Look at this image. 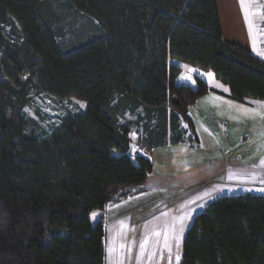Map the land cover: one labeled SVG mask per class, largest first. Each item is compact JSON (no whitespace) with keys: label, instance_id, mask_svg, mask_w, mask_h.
Wrapping results in <instances>:
<instances>
[{"label":"trees","instance_id":"1","mask_svg":"<svg viewBox=\"0 0 264 264\" xmlns=\"http://www.w3.org/2000/svg\"><path fill=\"white\" fill-rule=\"evenodd\" d=\"M209 91L264 104V61L223 40L216 0H0V264H106V209L144 190L153 148L200 144ZM41 93L85 107L44 131L24 111ZM177 264H264V196L209 202Z\"/></svg>","mask_w":264,"mask_h":264},{"label":"crops","instance_id":"2","mask_svg":"<svg viewBox=\"0 0 264 264\" xmlns=\"http://www.w3.org/2000/svg\"><path fill=\"white\" fill-rule=\"evenodd\" d=\"M216 8L223 40L247 49L264 61V39L252 0H245V8L249 12L247 22L240 0H216ZM171 62L181 68L176 82L194 87L187 64ZM188 113L200 144L191 147L179 142L153 148V168L145 180L146 191L106 209L107 231L110 233L118 227L124 230V249L127 252L130 249L132 258L135 254L136 258L140 255V245L145 240L142 258L145 256L146 259L148 252H153L154 256L167 252L166 230L167 243L171 248L169 252L176 250L175 254L181 257L183 237L193 216L209 202L226 195L264 196V191H260L264 188L261 182L264 181V165L261 164V159H264L263 102L249 100L247 104L241 103L209 91L188 108ZM159 204L168 211L158 208L145 213L149 207ZM95 213L98 216L93 219ZM100 215V210L90 214L92 224L99 220ZM135 216L140 218L141 224L147 220L150 226L145 229L144 225L137 227ZM179 217H184L183 231L174 233L171 225ZM177 235L182 237L181 242L173 245L170 238ZM115 257L118 264H122L126 255L123 257L119 252ZM108 259L106 264H109Z\"/></svg>","mask_w":264,"mask_h":264},{"label":"rangeland","instance_id":"3","mask_svg":"<svg viewBox=\"0 0 264 264\" xmlns=\"http://www.w3.org/2000/svg\"><path fill=\"white\" fill-rule=\"evenodd\" d=\"M260 25V29L262 31V35H263V28ZM81 104H83V107H81ZM85 107V103L77 98H69V99H57L53 96L41 93V94H33L29 100V105L27 107H25L24 111L27 117L32 118L34 120V122L36 123V126L39 127L40 129L47 131L53 124L57 123V121L59 120V118L66 112V111H75L78 108H82L84 109ZM121 120L122 121H132L134 122L136 120V116L134 114H130L129 112H124L121 115ZM131 138L134 141L136 139V131L135 129H132L131 132ZM137 147L135 144L131 145V155H134L137 152ZM152 157V155H151ZM145 184V183H144ZM146 191L145 185H144V190ZM142 191V192H143ZM139 194H141V192L135 194V195H131L129 197H127L124 200H127L129 198H133L135 196H138ZM120 201V202H122ZM119 202V203H120ZM117 204V203H115ZM112 204V205H115ZM110 205V206H112ZM165 206L163 204H159V205H153L152 207H149L148 209L145 210V213H149V212H154L155 210H157L158 208L160 210H164V211H168L167 209L164 208ZM170 207V206H169ZM106 212V211H105ZM96 215H93V219L94 217L98 216V213H95ZM137 218V223L135 224L137 227H141L144 225V229L147 228V226H150V222H147V220H144L145 222L142 221L141 224V220L140 218H138L137 216H135ZM156 218V217H155ZM157 219H155L156 221ZM106 223H108V219H106ZM141 224V225H140ZM108 224H106L107 226ZM124 230L121 227H118V229L116 230H111L109 233V230L107 231L106 229V237H105V252H106V260L107 257L109 258V264H118V259L115 257L119 252H121V254L123 255V257L126 255V258L124 261H121L122 264H170L171 260V264H177L179 260L176 259L177 254H175L174 252H169V250L167 252L163 251V252H159L157 253L156 256H154L153 252L151 253H147L146 254V259L145 256L142 258L140 256L139 259L136 258V254L135 256L132 258V256L128 252L126 251V249H124L125 243L123 242V240H125V236H123ZM184 238V237H183ZM140 239V238H139ZM172 239V243L173 245H176L175 242L176 241V237L175 238H170ZM182 237L179 236V242H181ZM121 245H123L124 247L121 248ZM159 246V245H158ZM109 247L114 248V252L112 254H109L107 249ZM121 249V251H120ZM164 249V248H163ZM115 254V255H114ZM142 258V259H141ZM115 262V263H114ZM117 262V263H116Z\"/></svg>","mask_w":264,"mask_h":264},{"label":"snow or ice","instance_id":"4","mask_svg":"<svg viewBox=\"0 0 264 264\" xmlns=\"http://www.w3.org/2000/svg\"><path fill=\"white\" fill-rule=\"evenodd\" d=\"M240 3H241L242 10L245 12V19H246V22H247L249 12L245 8V0H240ZM209 75H211V74H209ZM81 107H83V104H81ZM261 164L264 165V159H261ZM261 182L264 183V181H261ZM260 191H264V188H261ZM93 215H95V214H93ZM183 222H184V217L177 218V220L174 221V223L171 225L172 231L174 233L175 232H182L183 231ZM122 226H123V224H122ZM154 235H159V233H154ZM164 235H165V247H168L169 248V251H171V248H170V246L167 243V240H168L167 230L165 231ZM176 241H177V244H179V236L178 235L176 236ZM146 243H147V240L141 242V245H140L141 253H140V255H143V252H144V248H145ZM123 247L124 246L121 245V248H123ZM107 251H108L109 254H112L114 252V248L109 247L107 249ZM129 251H130V249H129ZM140 255L137 256V259L140 258ZM176 259L177 260L180 259L179 255L176 256Z\"/></svg>","mask_w":264,"mask_h":264},{"label":"built area","instance_id":"5","mask_svg":"<svg viewBox=\"0 0 264 264\" xmlns=\"http://www.w3.org/2000/svg\"><path fill=\"white\" fill-rule=\"evenodd\" d=\"M252 4L256 9L259 23L263 28V39H264V0H252Z\"/></svg>","mask_w":264,"mask_h":264}]
</instances>
